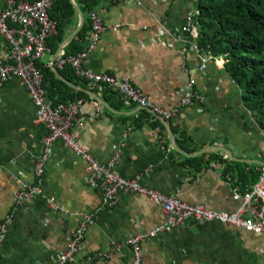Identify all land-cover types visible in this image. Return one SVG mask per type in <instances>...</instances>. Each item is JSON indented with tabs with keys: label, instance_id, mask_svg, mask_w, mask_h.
I'll return each instance as SVG.
<instances>
[{
	"label": "crops",
	"instance_id": "crops-1",
	"mask_svg": "<svg viewBox=\"0 0 264 264\" xmlns=\"http://www.w3.org/2000/svg\"><path fill=\"white\" fill-rule=\"evenodd\" d=\"M201 1H104L96 13L109 30L87 69L130 82L160 109H180L191 80L199 101L180 109L169 126L162 122L164 128H156L159 121L151 112L87 82L83 92L88 98L72 132L100 165L119 157L114 171L122 178H139L144 188L191 206L234 214L241 207L234 191L245 194L264 168V131L245 106L243 89L227 72V60H210L201 71L203 55L194 49L197 34L185 31L198 17ZM7 3L0 0V8ZM79 26L80 18L68 38ZM92 38L91 29L85 48ZM7 52L0 34V62ZM56 55L41 63L51 68ZM48 135L22 81L0 87V224L12 217L0 245V263L55 264L83 219L94 217L70 264H87L88 259L131 264L128 242L162 229V209L143 196L120 194L113 209L100 210V194L85 183V162L65 143L55 144L44 165L41 195L15 206L16 195L39 180L36 169ZM141 259L142 264H264V237L190 220L142 242Z\"/></svg>",
	"mask_w": 264,
	"mask_h": 264
},
{
	"label": "built area",
	"instance_id": "built-area-1",
	"mask_svg": "<svg viewBox=\"0 0 264 264\" xmlns=\"http://www.w3.org/2000/svg\"><path fill=\"white\" fill-rule=\"evenodd\" d=\"M53 5L54 0H40L34 3L23 0H8L7 7L5 9L0 8V34L5 38L8 48L5 60L0 62V87H4L13 79L21 80L37 108L39 123L46 126L49 133L44 141V156L37 164L36 174L39 180L35 186H25L22 193L16 195L15 206H20L25 201L41 195V177L43 176L44 165L55 144L62 142L85 162V183L100 194L102 200L100 210L113 209L120 194L143 196L162 209L166 219V224L162 229L135 237L128 242L127 245L131 247L133 252L131 264H142V242L154 239L159 233L182 226L190 220L208 224L217 223L264 237V168L259 173L258 182L245 194L234 191V199L241 203V207L236 213H214L204 207L191 206L175 198L165 197L150 191L141 185L139 178L132 180L122 178L114 171L119 157H115L108 165L103 166L89 155L79 144L78 135L72 132L74 122L79 121L83 102L79 101L70 106L54 107L47 97L44 89V75L38 66L39 62L47 55L52 54L49 42L58 35V24L50 17ZM108 30L109 28L104 25L101 17L94 13L92 15V43L85 51L76 56H67L64 51L56 62V68L60 71L70 66L79 79L95 86H107L115 93L120 94L125 99L126 105H134L151 112L155 122L169 123L177 117L180 109L191 107L196 101H199L196 82L192 80L188 83L187 94L180 104V109L169 111L156 107L130 82L118 80L110 75H97L89 71L86 67L87 61L98 48L103 35ZM185 31L192 35L197 34L194 21H191ZM194 49L202 54L198 46H195ZM210 60L213 58L203 56L201 71L207 69ZM227 178L230 179L229 176ZM54 210L56 211L57 207H54ZM11 224L12 217H7L0 224V245L5 239L8 226ZM93 224L94 217L83 219L79 229L72 233L67 251L58 258L55 264L74 262L84 241L86 230ZM92 262V259L87 260V264H92Z\"/></svg>",
	"mask_w": 264,
	"mask_h": 264
},
{
	"label": "trees",
	"instance_id": "trees-1",
	"mask_svg": "<svg viewBox=\"0 0 264 264\" xmlns=\"http://www.w3.org/2000/svg\"><path fill=\"white\" fill-rule=\"evenodd\" d=\"M104 1L76 0L86 24L78 39L66 48L67 56L85 51L83 42L92 29V15L104 5ZM50 17L58 24V35L49 42L52 54L56 55L67 40L69 31L78 24L79 15L71 0H54ZM194 26L202 55L213 60H227V72L243 89V102L264 131V0H203ZM38 66L44 75L47 97L54 107L70 106L88 98L85 92L69 85L84 90L88 86L70 66L60 70L69 84L60 80L50 67L41 62ZM103 87L114 92L107 86ZM155 127L164 128V125L159 121ZM230 171L227 167L226 174Z\"/></svg>",
	"mask_w": 264,
	"mask_h": 264
},
{
	"label": "water",
	"instance_id": "water-1",
	"mask_svg": "<svg viewBox=\"0 0 264 264\" xmlns=\"http://www.w3.org/2000/svg\"><path fill=\"white\" fill-rule=\"evenodd\" d=\"M71 3L73 4V6L75 7L78 15H79V18H80V26L78 28V30L72 34L68 39L67 41H65V43L61 46V48L59 49L57 55L55 56V58L53 59L52 61V70L53 72L58 76V78L62 81H64L65 83L69 84L62 76H61V73L60 71L56 68V62L57 60L59 59V57L61 56V54L66 50V48L70 45V43L72 41H74L78 36L79 34L81 33L82 29L84 28L85 24H86V19H85V16L82 12V10L80 9V7L76 4L75 0H71ZM72 88H74L75 90L77 91H84L83 89L75 86V85H72V84H69ZM95 99L97 101L100 102V99L98 97L95 96ZM143 110V109H142ZM166 125L169 126V123L167 122H164ZM222 152L226 153L229 157H230V160L232 161H235L233 158H232V155L230 152L226 151V150H221Z\"/></svg>",
	"mask_w": 264,
	"mask_h": 264
},
{
	"label": "rangeland",
	"instance_id": "rangeland-1",
	"mask_svg": "<svg viewBox=\"0 0 264 264\" xmlns=\"http://www.w3.org/2000/svg\"><path fill=\"white\" fill-rule=\"evenodd\" d=\"M196 42H197V41H196ZM196 42H195V45H194V47H195V46H198V43H196ZM198 47H199V46H198ZM141 109H142V108H141Z\"/></svg>",
	"mask_w": 264,
	"mask_h": 264
}]
</instances>
